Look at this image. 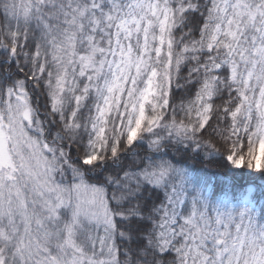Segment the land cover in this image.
Returning a JSON list of instances; mask_svg holds the SVG:
<instances>
[{"label": "snow or ice", "instance_id": "snow-or-ice-1", "mask_svg": "<svg viewBox=\"0 0 264 264\" xmlns=\"http://www.w3.org/2000/svg\"><path fill=\"white\" fill-rule=\"evenodd\" d=\"M0 264H264V0H0Z\"/></svg>", "mask_w": 264, "mask_h": 264}, {"label": "trees", "instance_id": "trees-1", "mask_svg": "<svg viewBox=\"0 0 264 264\" xmlns=\"http://www.w3.org/2000/svg\"><path fill=\"white\" fill-rule=\"evenodd\" d=\"M196 167L197 168L205 167L207 171L209 172V174L221 172V169L218 168L215 163H210V164H205V165L196 164Z\"/></svg>", "mask_w": 264, "mask_h": 264}]
</instances>
